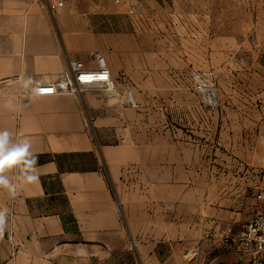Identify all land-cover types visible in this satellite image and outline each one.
<instances>
[{"label": "crops", "instance_id": "crops-1", "mask_svg": "<svg viewBox=\"0 0 264 264\" xmlns=\"http://www.w3.org/2000/svg\"><path fill=\"white\" fill-rule=\"evenodd\" d=\"M137 4L142 20L170 11L176 22L193 21L191 32L230 40L211 50L187 41V53L261 51L258 0H0V130L30 141L39 177L16 197L0 188V209L8 210L0 264H200L194 256L232 247L225 229L237 231L260 207L264 88L236 95L233 109L223 95L209 109L193 93L170 96L169 106L160 93L142 104L141 86L179 66L163 59L179 46L171 32L165 45L161 31L130 29L127 10ZM118 18L127 24L93 23ZM247 37L257 42L241 41ZM91 49L103 53L120 95L134 90L136 108L99 85L77 94L21 93L55 82L70 60L94 66ZM231 62L247 68L241 56L221 61ZM7 174L19 183L17 170Z\"/></svg>", "mask_w": 264, "mask_h": 264}, {"label": "rangeland", "instance_id": "rangeland-1", "mask_svg": "<svg viewBox=\"0 0 264 264\" xmlns=\"http://www.w3.org/2000/svg\"><path fill=\"white\" fill-rule=\"evenodd\" d=\"M142 7L144 6H141V4H137V6H135V11L132 15H130V29H146L154 31L157 30L161 31L164 36L168 33L170 35L171 32V34L176 35L175 39L179 46V50L177 53H170L168 49L166 53H163V59L168 61L170 60V57H172L179 62V66L177 68L167 67L166 69H162V77L160 78V80L152 76L150 77L147 85L141 86V94L143 95L142 104H145L146 106L152 104L153 100L152 98L150 99L149 96L153 97V95L160 93L166 98L163 102L167 103V106H169L168 104L170 102V96L176 94L177 96H181L179 98H184L182 97L184 94L193 93L195 95H198L200 104L203 107L209 109L215 108L217 104H215L214 106H207L201 102L200 94L195 88V83L190 77V70L193 68L184 66V61L189 59V57H193V60L201 61L203 59L209 62L208 66H210L211 68L206 69H211L214 72L215 93L217 96L223 95L222 104H224L226 107H229L230 109L235 108V105H238L239 103V100H237L235 97L236 95L248 94L252 92L254 93L257 92L260 88H264V39H261L258 42L261 44L262 48L261 51L257 54H217L207 50L204 53H187L185 51L187 41H191V43L192 41H199L200 43H203L205 41L208 49H210V46L212 47L216 43L223 44L225 42L226 44H229L230 40H228V38H219L216 40V38H211L207 35L201 36L198 33H194L193 30L191 32L189 30L191 24L190 22L193 21L190 20L189 22H187L186 18L183 16L182 20H178V22H176L175 15H172L170 11L162 14V16L160 15V12H155L156 10L153 5H147L145 9L148 8L147 11L152 14L154 12L157 13L158 19L150 17L149 20H142ZM258 9L260 19L259 26L264 27V0H258ZM126 22L127 21H125V19L122 20L121 18H118L116 20L114 19L113 21H95L93 23L98 24L97 28L105 29L111 26L120 27L121 24H127ZM169 35L162 37V44L169 45V43H173L174 38L170 39ZM210 39L215 40L211 42L209 41ZM243 40L246 41V43L257 42V38L255 37L242 38L241 41ZM234 56H241L243 61H246L245 65L247 66V68H239V64H236L234 62L228 63L227 66H225V63H221L224 58L230 59ZM129 89H131L132 93L134 94V90L130 87ZM178 104L182 105L183 103L178 100ZM195 257L198 258V262L200 264H247V262L242 257H240V255L236 251H234L231 246H229V244L222 245L220 247L216 246L214 248V251L203 250L200 255H196L194 256V258ZM194 258L192 261H194ZM121 263H123V261L114 262V264ZM128 263L135 264V262L133 261L126 262V264ZM99 264H104V262H99Z\"/></svg>", "mask_w": 264, "mask_h": 264}, {"label": "built area", "instance_id": "built-area-1", "mask_svg": "<svg viewBox=\"0 0 264 264\" xmlns=\"http://www.w3.org/2000/svg\"><path fill=\"white\" fill-rule=\"evenodd\" d=\"M114 1L119 2V0ZM60 5L61 2L49 4V8L54 11ZM127 11L129 14H133L135 6L131 5ZM88 56L94 61V66H86L82 60H70L68 70L59 73L55 82L47 80L36 82L30 89H21V93L33 95H52L57 92L77 94L86 87L99 85L106 93L122 97L128 106L136 108L138 103L131 89L125 88L122 95L116 91L103 53L91 49L88 51ZM190 77L200 94L201 102L207 106H214L216 104L214 72L206 68H193L190 70ZM255 198L260 203V207L254 216L237 231L227 227L223 237L247 264H264V188L257 190Z\"/></svg>", "mask_w": 264, "mask_h": 264}, {"label": "clouds", "instance_id": "clouds-1", "mask_svg": "<svg viewBox=\"0 0 264 264\" xmlns=\"http://www.w3.org/2000/svg\"><path fill=\"white\" fill-rule=\"evenodd\" d=\"M30 83V80H25L23 86L27 88ZM37 159L27 138L13 141L12 133L0 130V188L7 189L10 196L16 197L25 184L38 180L35 167ZM12 169L17 170L16 180L19 183L9 178L7 173ZM7 222L8 210L0 209V237L3 236Z\"/></svg>", "mask_w": 264, "mask_h": 264}]
</instances>
